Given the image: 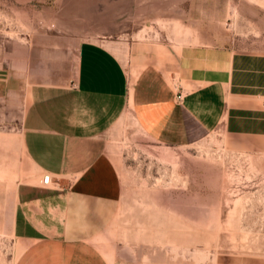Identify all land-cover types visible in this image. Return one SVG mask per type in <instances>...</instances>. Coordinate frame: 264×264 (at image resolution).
I'll list each match as a JSON object with an SVG mask.
<instances>
[{
  "label": "rangeland",
  "instance_id": "rangeland-1",
  "mask_svg": "<svg viewBox=\"0 0 264 264\" xmlns=\"http://www.w3.org/2000/svg\"><path fill=\"white\" fill-rule=\"evenodd\" d=\"M83 41L104 44L135 73L190 45L264 53V0H0L5 225L19 180L34 173L21 140L30 87L64 81ZM106 142L121 181L115 217L94 240L108 264H264V138L197 131L170 145L127 119ZM6 230L0 262L12 264Z\"/></svg>",
  "mask_w": 264,
  "mask_h": 264
},
{
  "label": "crops",
  "instance_id": "crops-1",
  "mask_svg": "<svg viewBox=\"0 0 264 264\" xmlns=\"http://www.w3.org/2000/svg\"><path fill=\"white\" fill-rule=\"evenodd\" d=\"M173 59L135 73L104 44L83 41L64 81L31 85L21 140L34 173L19 180L6 225L0 180V232L17 244L12 264H108L94 240L119 206L106 136L120 122L170 145L197 131L264 138V53L219 43L184 47ZM45 174L52 186H42Z\"/></svg>",
  "mask_w": 264,
  "mask_h": 264
},
{
  "label": "built area",
  "instance_id": "built-area-1",
  "mask_svg": "<svg viewBox=\"0 0 264 264\" xmlns=\"http://www.w3.org/2000/svg\"><path fill=\"white\" fill-rule=\"evenodd\" d=\"M178 98L179 99L181 98V94L178 95ZM53 183L54 182L52 181V176L50 174L43 175L42 180H41L42 186L49 187V186H52Z\"/></svg>",
  "mask_w": 264,
  "mask_h": 264
}]
</instances>
